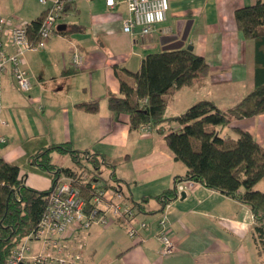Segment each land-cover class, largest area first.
I'll list each match as a JSON object with an SVG mask.
<instances>
[{
  "label": "crops",
  "instance_id": "obj_1",
  "mask_svg": "<svg viewBox=\"0 0 264 264\" xmlns=\"http://www.w3.org/2000/svg\"><path fill=\"white\" fill-rule=\"evenodd\" d=\"M52 1L0 0V15L9 21L5 31L38 19ZM257 1L264 2L168 0L166 20L142 35L139 27L129 33L122 29L128 16L125 0H114L112 7L105 0H74L57 21V26H65L63 33H54L43 48L23 56L30 91L17 89L11 65H6L0 113V137L6 142L0 143V159L18 164L28 187L45 191L51 188V177L35 170L30 158L43 148L67 144L78 152V159L90 153L116 160L113 171L128 195L126 201L143 204L138 220L147 222L148 229L140 232L139 239L129 238L119 221L107 229L95 225L79 233L85 244L84 264H264L250 208L201 184L189 181L184 198H175L162 213H147L159 209L155 197L186 168L174 160L163 133L132 129L126 115L114 116L107 106L108 96H120L117 73L136 72L144 56L163 51L177 31L184 30L188 35L181 48L191 45L206 61L209 73L201 86L185 87L167 97L166 116H178L202 99L222 110L239 102L254 87L255 47L237 30L234 12ZM2 39L6 54H12L7 35ZM73 49L83 56L79 68L71 62ZM90 102H97L96 113L80 108ZM171 127L175 132L180 129L176 123ZM234 129L248 132L264 149V114L233 119L220 132L235 138ZM65 168L80 172L71 159ZM100 174L96 183L111 184L107 167ZM254 188L264 193V178ZM163 214L176 245L168 256L160 254L154 238ZM31 247L40 249L37 243Z\"/></svg>",
  "mask_w": 264,
  "mask_h": 264
},
{
  "label": "trees",
  "instance_id": "obj_2",
  "mask_svg": "<svg viewBox=\"0 0 264 264\" xmlns=\"http://www.w3.org/2000/svg\"><path fill=\"white\" fill-rule=\"evenodd\" d=\"M42 17L43 14L27 25L31 42L38 40L37 29ZM234 21L237 30L255 47L254 87L239 102L222 110L213 101L202 99L178 116H166L167 97L185 87L201 86L209 73L203 57L193 50L179 48L144 56L134 73L126 70L121 71L123 76L117 73L120 96H108L107 106L114 116L126 115L132 129L146 125L163 133L174 160L186 168L183 175L174 177L170 188L155 197L159 209L147 213H162L176 198L178 182L198 183L250 208L255 239L264 250V193L254 188L264 178V149L248 132L234 129L235 138L222 136L220 132L233 119L264 114V2L236 9ZM80 108L96 113L98 104L84 103ZM174 123L180 126L177 132L171 127ZM53 152L69 154L80 172L52 164L50 154ZM76 153L67 144L51 145L32 156L30 165L49 175L52 185L61 175L74 176L87 198L91 196L86 191L87 184L101 176L103 166L107 167L111 184H104L103 189L119 192L128 199L123 184L115 178L116 160L108 161L90 153L78 159ZM51 188L37 191L28 187L18 164L0 159V264H7L9 255L23 237L36 228L45 212ZM135 205L143 212L142 203Z\"/></svg>",
  "mask_w": 264,
  "mask_h": 264
},
{
  "label": "built area",
  "instance_id": "obj_3",
  "mask_svg": "<svg viewBox=\"0 0 264 264\" xmlns=\"http://www.w3.org/2000/svg\"><path fill=\"white\" fill-rule=\"evenodd\" d=\"M74 0H53L43 13L37 29L36 42L28 37L27 25L15 24L8 32L5 31L9 21L0 15V113H1V82L6 65L10 64L17 89L28 92L31 89L29 73L24 68L23 56L26 52L37 51L44 47L45 42L56 33L57 21L61 18L65 7ZM128 16L122 22L125 33L139 27L142 35L166 20L169 8L168 0H125ZM46 4V0H39ZM107 7L114 5V0H105ZM7 35L12 54H6L3 35ZM71 62L75 68L83 64V56L73 49ZM150 129L142 125L139 130ZM6 139L0 137V143ZM86 176L84 175L83 178ZM189 181L176 184V198L186 193ZM89 198L76 184L74 176H59L52 185L47 197L45 212L37 224L23 237L18 246L11 252L7 264H84L81 252L85 246L79 236L95 225L110 228L117 221L126 226V234L131 239H139L140 232L148 229V223L138 220V209L123 198L119 192H109L99 188L96 179L87 184ZM154 238L160 246V254L168 256L176 249L173 238L169 235L165 215H161L156 223ZM39 244V250L31 251V244Z\"/></svg>",
  "mask_w": 264,
  "mask_h": 264
},
{
  "label": "water",
  "instance_id": "obj_4",
  "mask_svg": "<svg viewBox=\"0 0 264 264\" xmlns=\"http://www.w3.org/2000/svg\"><path fill=\"white\" fill-rule=\"evenodd\" d=\"M65 26L64 25H58L56 27L57 32H62L64 30ZM188 35V30H184L183 33L181 34L179 31H177L176 37L173 38V43L170 45H167L163 48V50H169V49H179L183 46L186 38ZM165 42V41H164ZM187 50L192 51L193 47L191 45L186 46ZM185 194L182 192L181 193V198H184Z\"/></svg>",
  "mask_w": 264,
  "mask_h": 264
},
{
  "label": "rangeland",
  "instance_id": "obj_5",
  "mask_svg": "<svg viewBox=\"0 0 264 264\" xmlns=\"http://www.w3.org/2000/svg\"><path fill=\"white\" fill-rule=\"evenodd\" d=\"M59 22H60V20H59ZM70 159H71V157L67 153L66 154L62 153L61 154V153L53 152V153L50 154V161H51V163L54 164V165H56V166H58V167H63V168L67 167L70 164ZM106 182H107V185H110V182H108V180ZM97 184H98V187L103 188L105 182L101 181V182H99ZM38 250L39 249L34 250L31 247V251L32 252H36Z\"/></svg>",
  "mask_w": 264,
  "mask_h": 264
}]
</instances>
